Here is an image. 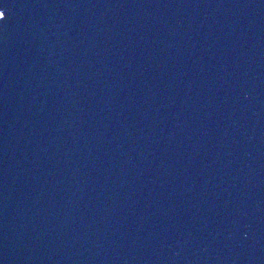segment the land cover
Returning a JSON list of instances; mask_svg holds the SVG:
<instances>
[{
	"label": "water",
	"instance_id": "1",
	"mask_svg": "<svg viewBox=\"0 0 264 264\" xmlns=\"http://www.w3.org/2000/svg\"><path fill=\"white\" fill-rule=\"evenodd\" d=\"M0 264H264V0H0Z\"/></svg>",
	"mask_w": 264,
	"mask_h": 264
}]
</instances>
